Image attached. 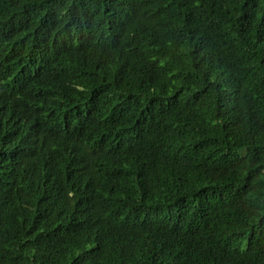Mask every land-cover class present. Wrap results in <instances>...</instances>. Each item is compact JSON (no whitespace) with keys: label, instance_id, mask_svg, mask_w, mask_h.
Segmentation results:
<instances>
[{"label":"trees","instance_id":"1","mask_svg":"<svg viewBox=\"0 0 264 264\" xmlns=\"http://www.w3.org/2000/svg\"><path fill=\"white\" fill-rule=\"evenodd\" d=\"M0 139V264H264V0H0Z\"/></svg>","mask_w":264,"mask_h":264},{"label":"clouds","instance_id":"2","mask_svg":"<svg viewBox=\"0 0 264 264\" xmlns=\"http://www.w3.org/2000/svg\"><path fill=\"white\" fill-rule=\"evenodd\" d=\"M0 142L8 145L9 147H11V149L14 152V154L17 156V153H18L19 149H18V144L16 142H14V141H12L10 139H0ZM0 161L3 162L0 166H3L5 164H7V162L3 158V153H2L1 149H0ZM0 169H4V168H0Z\"/></svg>","mask_w":264,"mask_h":264}]
</instances>
